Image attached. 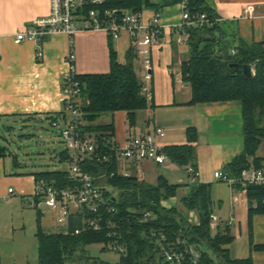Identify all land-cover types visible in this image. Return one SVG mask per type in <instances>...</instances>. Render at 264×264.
<instances>
[{"label": "trees", "instance_id": "obj_1", "mask_svg": "<svg viewBox=\"0 0 264 264\" xmlns=\"http://www.w3.org/2000/svg\"><path fill=\"white\" fill-rule=\"evenodd\" d=\"M187 5L190 16L198 18L204 15L207 23L186 28L189 60L181 66L182 82L192 88V98L188 105L215 103H239L243 118V152L223 168V172L238 177L242 171L251 167L259 169L264 163L257 157L264 143V42L247 43L241 40L235 30L220 18L213 0H109L100 10H126L135 13L153 10L157 13L166 8ZM95 8V9H97ZM94 9V7H93ZM110 72L100 75H78L74 77L80 83L84 131L100 134L102 137L115 138L114 124L103 125L97 122L103 115L116 112L127 113L129 126L137 124V114L154 108L153 89L151 98L144 93V84L135 73L137 57L130 48L122 65L114 41L110 39ZM234 51V54L232 53ZM251 65L255 75L247 79L242 71L243 65ZM60 115H47V121H56ZM35 115L23 118L30 122ZM21 119V117H19ZM7 131L12 128L7 127ZM187 143L164 148L169 160L187 170L189 167L198 172L197 143L199 132L195 127H188ZM9 154L8 147L0 140V159ZM59 162L68 164L69 155L65 150L59 153ZM13 165H18L14 157ZM115 161L107 163L88 162L85 170L98 179L110 205L116 213L107 216L99 231H87L75 234L81 222L71 224L66 232L46 233L42 228V213L37 216L38 264H114L103 262L96 257L80 256L86 247L93 244L106 246L118 241L127 247L126 254H121L116 264H172L165 260L163 246L185 251L194 246L199 252L196 264H254L252 258L232 259L227 248L234 241L230 229L224 227L213 235L210 223L213 216V187L208 183L192 184L187 197L181 199L186 211L199 216L198 223H191L179 214L177 208H167L164 201L176 198L180 185H171L161 176L156 185L140 180L136 176H122ZM36 185L42 182L56 184L58 187L69 184L65 170L33 173ZM238 189H241L237 187ZM242 190V189H241ZM118 192L116 196L114 192ZM249 200V226L256 215L264 214V187L250 186L247 189ZM38 201L37 196L33 197ZM151 212L155 219L148 223L141 222L143 212ZM108 219L116 224H109ZM161 235L165 240L161 242ZM105 248V247H104ZM259 251L263 246H255ZM105 251L108 248L104 249ZM214 255V256H213ZM214 258H213V257ZM217 259V260H216Z\"/></svg>", "mask_w": 264, "mask_h": 264}, {"label": "crops", "instance_id": "obj_2", "mask_svg": "<svg viewBox=\"0 0 264 264\" xmlns=\"http://www.w3.org/2000/svg\"><path fill=\"white\" fill-rule=\"evenodd\" d=\"M161 1L152 0L153 3ZM213 5L220 18L228 22V27L234 29L241 40L251 44L264 42V0H213ZM51 10V0H0V125L32 115L36 117L31 121L47 123V115L62 114L63 75L68 71L66 60L72 50L78 75L110 72V39L100 31L79 33L72 38L55 33L40 44L33 41L20 45L15 43L16 34L27 31L36 20L49 17ZM180 13L179 5L166 8L159 14L165 25L170 26L180 22ZM154 14L153 10L143 11L146 18ZM166 31L164 46L153 50V79L147 85L153 89L155 107L138 113L134 127L129 126L125 112L108 115L103 125L114 124L115 138L119 141H124L130 135H145L161 127L167 132L161 140L163 147L185 145L187 128L195 127L200 132L197 143L199 181L213 185L215 173L223 171L244 150L242 107L234 102L188 105L192 88L182 82L181 73L182 64L189 60L187 37L179 31ZM114 47L118 61L126 65V56L131 47L130 36L127 34L114 41ZM139 72L143 75L142 62L138 66L135 63V73L143 83V76H139ZM205 134L209 138L207 146L201 144ZM163 168L175 170L178 166L169 162L159 166L146 161L135 166L132 175L152 185H156L161 176L171 185H179L169 181ZM11 185L25 199H32L35 195L36 179L33 176L8 178L5 158H2L0 200L8 198V190L13 189ZM212 201L215 210L220 209L215 215L219 221L213 230L214 235L227 227L234 238L227 247L230 257L234 260L252 258L254 264H264V250L254 248L264 245V214L256 215L250 228L247 192L229 186L228 195L219 196V199L212 196ZM191 213L199 220L195 212ZM44 216L42 214V220ZM44 227L42 223L45 231Z\"/></svg>", "mask_w": 264, "mask_h": 264}, {"label": "built area", "instance_id": "obj_3", "mask_svg": "<svg viewBox=\"0 0 264 264\" xmlns=\"http://www.w3.org/2000/svg\"><path fill=\"white\" fill-rule=\"evenodd\" d=\"M109 0H51V14L49 17L36 20L27 31L15 35V43L20 45L27 41L40 44L55 33L66 34L69 38L84 32H103L112 41L121 39L124 35L130 36V48L134 50L137 60L142 62L144 93L151 98V88L147 87L152 82V53L156 47L164 46L168 31H179L187 37L186 28L202 26L207 23L204 15L194 18L189 15L186 3L180 5V22L170 26L165 25L163 17L157 12L146 18L143 12L135 13L126 10H100L97 7L105 5ZM94 7V9H93ZM97 8V9H95ZM186 39V42H187ZM182 43V40H179ZM234 54V51L232 52ZM75 55L73 50L67 57L68 71L63 75L62 82L64 110L56 121L50 124L60 130L65 149L69 155V184L58 187L56 184L42 182L36 185L35 195L38 201H33L32 207H48L56 216L59 227L66 232L72 222H81L74 233L80 234L87 231H99L105 218L116 213V208L110 205L105 191L98 179L85 170L88 162L107 163L115 161L118 173L122 176L129 175L128 169L146 161L157 165H164L169 160L161 145V140L167 132L159 127L151 133L130 135L124 141L116 138L102 137L100 134L85 132L86 122L83 119L81 105V87L75 79ZM62 123V124H61ZM192 184L200 183L199 173L189 167L185 170ZM215 181L227 183L231 187H239L247 192L248 187H264V165L259 169L251 167L234 177L223 171H218L214 176ZM8 194H14L13 189ZM141 222L148 223L154 220V215L147 211L141 215ZM218 217L213 215L210 223L211 230L216 229ZM109 224H116L108 219ZM161 242L165 236L161 235ZM105 248H110L119 254H126L127 247L118 241L109 242ZM162 253L165 260L172 264H196L199 252L194 246H188L185 251L178 248L163 246Z\"/></svg>", "mask_w": 264, "mask_h": 264}, {"label": "rangeland", "instance_id": "obj_4", "mask_svg": "<svg viewBox=\"0 0 264 264\" xmlns=\"http://www.w3.org/2000/svg\"><path fill=\"white\" fill-rule=\"evenodd\" d=\"M135 63L138 66L141 64V61L139 63L136 61ZM252 70L254 71L253 67ZM138 71H140V68ZM138 75L143 76L140 72ZM107 116H101V119L97 123H105ZM7 127L12 128V130L8 132ZM0 140L9 149V154L5 158L6 176L8 178L13 179L18 176L31 177L33 173L69 170V164L59 162V153L66 149L63 138L60 135V130L54 128L50 124V121L47 123L39 121L25 122L17 119L11 121L9 124L2 123L0 125ZM207 143H209V138L205 134L201 144L207 146ZM257 156L264 157V143L260 147ZM14 157L18 161L19 166L17 167L13 165ZM168 162L172 163L171 161ZM134 167L128 169L129 175H132L135 171ZM163 169L166 171L165 174H167L171 183L180 185L176 198L163 202L165 207H175L179 214L188 218L192 224L198 223V218L193 216L191 212L186 211L181 202V199L187 197L193 188L188 173L179 166L175 170L170 168ZM10 187L13 188L16 194H8L7 199L0 200L1 264H38L39 250L37 237L35 236L37 232L38 212L40 211L45 215V219L42 220V217L41 221L44 223V229L47 234L62 233L64 228L58 226L57 221H55V214L48 207L46 208L42 205L38 211L32 207L33 198L25 199L14 186L11 185ZM212 187L214 199L215 197L219 199V196H226L229 193V185L227 183L215 181ZM114 194L117 196L118 192L115 191ZM219 211L214 210L213 214L217 215ZM214 232L213 235L215 234ZM104 247L101 244H93L86 247L85 252H80L79 255L83 257L85 255L89 257L93 256L103 262L119 263L121 254L112 251L110 248L105 251ZM80 262L78 261V264H83Z\"/></svg>", "mask_w": 264, "mask_h": 264}, {"label": "water", "instance_id": "obj_5", "mask_svg": "<svg viewBox=\"0 0 264 264\" xmlns=\"http://www.w3.org/2000/svg\"><path fill=\"white\" fill-rule=\"evenodd\" d=\"M242 71L247 79H250L255 75L251 65H243Z\"/></svg>", "mask_w": 264, "mask_h": 264}]
</instances>
